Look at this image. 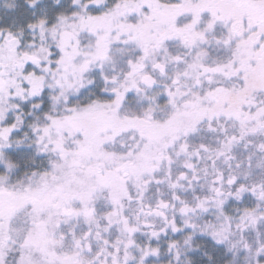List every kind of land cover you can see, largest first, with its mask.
<instances>
[{"label": "snow or ice", "instance_id": "6c2138e0", "mask_svg": "<svg viewBox=\"0 0 264 264\" xmlns=\"http://www.w3.org/2000/svg\"><path fill=\"white\" fill-rule=\"evenodd\" d=\"M0 264H264V0H0Z\"/></svg>", "mask_w": 264, "mask_h": 264}]
</instances>
